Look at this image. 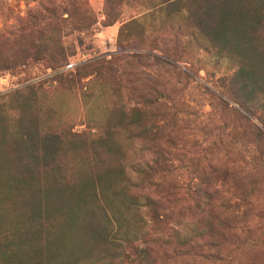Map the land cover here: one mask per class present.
Segmentation results:
<instances>
[{"label": "trees", "instance_id": "trees-1", "mask_svg": "<svg viewBox=\"0 0 264 264\" xmlns=\"http://www.w3.org/2000/svg\"><path fill=\"white\" fill-rule=\"evenodd\" d=\"M151 2L146 13L122 25L119 50L109 60L97 58L78 65L74 72H58L66 67L71 54L56 47L54 40L41 39L26 50L35 57L32 60L44 61L56 74L0 96V264H150L147 250L136 245L148 233L137 219L129 224L127 215L143 208L149 212L152 226L175 230L167 228L164 218L170 214L165 205H173L177 190L168 180L173 173L168 147L174 148L176 139L171 132L167 134L166 119L172 122L168 109L177 108L171 93L161 89L162 82L149 71L181 74V57L160 47L164 39L158 43L152 34L171 35L186 48L237 60L239 67L229 77L228 88L218 95L220 103L210 106L219 116L234 112L237 123L228 141L223 140L226 123L215 129L217 142L211 146L244 154L254 175H264V0ZM85 14L90 16L88 11ZM79 24L82 30L92 25ZM118 70L129 77L128 84L139 87H109L113 106L106 121L94 126L91 137L78 138L43 121L44 115H54L50 109L48 113L42 109L40 99L46 85L68 93L86 91L89 82L82 80L92 75L106 79ZM182 74L191 78L190 73ZM84 97L90 99L86 92ZM155 118H163V124H157ZM117 135L131 147L139 145V157H127L118 146ZM208 171L192 169L198 182L187 185L184 200L198 213L220 212L216 223L209 222L207 227L211 237L221 238V229L233 230L234 214L246 215L252 190L247 193L236 187L234 200L216 199L214 208L220 191L211 187V180L224 184L233 175L214 166ZM175 238L182 245L194 244L179 240L178 235ZM124 248L135 255L127 256Z\"/></svg>", "mask_w": 264, "mask_h": 264}, {"label": "rangeland", "instance_id": "rangeland-1", "mask_svg": "<svg viewBox=\"0 0 264 264\" xmlns=\"http://www.w3.org/2000/svg\"><path fill=\"white\" fill-rule=\"evenodd\" d=\"M151 6V0H0V96L56 74L44 61L32 60L35 57L28 56L26 50L30 44L34 46L41 39L54 40L56 47L62 46L67 54H71L67 65L73 64V68L66 71L71 73L87 61L97 58L109 60V56L116 55L120 47L118 33L122 25L146 13ZM82 22L92 25L88 30L78 29ZM111 22L112 26L105 27ZM161 36L152 34L158 43L162 39L167 42L163 41L160 47H166L175 57H181L178 67L191 76L186 79L182 72L164 73L161 69L149 71L162 82L161 89L171 93L177 108L168 109L172 122L166 119L167 134L171 132L172 138L176 139L174 148L168 147L172 153L170 159L173 170L168 180L177 190L173 205L164 204L170 210L164 221L167 228L173 227L175 230L162 231L152 226L149 212L141 208L127 215L129 224H134L137 219L140 221L137 223L148 233L144 242L139 241L136 245L147 250L152 259L150 264H264V175H254L244 154H231L220 147L215 149L211 146L212 142H217L215 129L221 124L228 125L225 130L227 137L223 139L226 141L236 126L234 112L219 116L211 111L210 106L215 108L220 103L218 95L228 88V79L237 71L239 63L230 56L176 44L171 35ZM120 45L125 46L121 42ZM126 71L133 72L130 69ZM127 78L121 70L114 73L113 77L106 75V79L92 75L82 80L85 84L89 82V86L84 88L86 91L82 89L71 93L48 84L44 87L40 101L43 112L48 113L50 109L54 115H44L42 119L61 130L70 131L78 138L91 137L96 131L94 126L106 121L108 109L113 106L110 88L139 87V84H128ZM84 92L90 95V99L84 97ZM128 103L133 105L132 101ZM228 103L233 109L241 111L231 101ZM155 119L157 124H163V118ZM251 120L260 126L253 118ZM203 126H206L205 129H202ZM115 139L127 157H139V145L131 147L122 135L115 136ZM209 166L227 169L233 175L231 182L228 178V183L224 184L211 180V187L220 191L214 199V208L216 199L218 202L227 198L234 200L236 187L243 188L247 193L252 190V196H248L251 206L246 208V215L234 214L236 217L231 224L233 230L221 229V238L211 237L207 227L209 222L216 223L220 212L201 214L196 212L191 202L184 200L187 185L198 182L192 169L198 168L200 172L206 173L209 172ZM175 235L179 236V240H190L194 244L177 243ZM167 241L171 244L167 245ZM210 241H218L219 244L208 245ZM131 251L124 248L123 253L133 257L135 254Z\"/></svg>", "mask_w": 264, "mask_h": 264}, {"label": "built area", "instance_id": "built-area-1", "mask_svg": "<svg viewBox=\"0 0 264 264\" xmlns=\"http://www.w3.org/2000/svg\"><path fill=\"white\" fill-rule=\"evenodd\" d=\"M73 68V64H69L65 67L64 71L71 70Z\"/></svg>", "mask_w": 264, "mask_h": 264}]
</instances>
